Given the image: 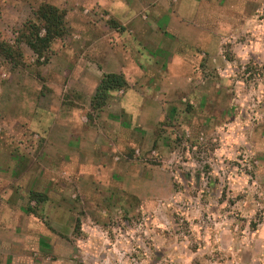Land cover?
Wrapping results in <instances>:
<instances>
[{
	"label": "rangeland",
	"instance_id": "374dc122",
	"mask_svg": "<svg viewBox=\"0 0 264 264\" xmlns=\"http://www.w3.org/2000/svg\"><path fill=\"white\" fill-rule=\"evenodd\" d=\"M43 2L65 34L42 56L22 44L19 65L0 55V235L24 240L11 264H264V0H0V39ZM204 29L220 35L205 54L187 41ZM162 38L200 58L164 64ZM245 44L262 63L234 56ZM135 49L153 60L121 66ZM122 68L140 115L116 90L93 99Z\"/></svg>",
	"mask_w": 264,
	"mask_h": 264
},
{
	"label": "crops",
	"instance_id": "0c3cea01",
	"mask_svg": "<svg viewBox=\"0 0 264 264\" xmlns=\"http://www.w3.org/2000/svg\"><path fill=\"white\" fill-rule=\"evenodd\" d=\"M246 10H248V9H246ZM246 10H243L242 11L243 12V16H244L243 19L244 20H249V16H248V13L246 12ZM187 15L192 16V17L195 16V15H191V14H187ZM167 16H168V24H170L169 22L172 21V20H177V19L178 20L179 19H183L184 20L185 19L184 16H186V13H184L183 17H178V18L171 17L170 15H167ZM229 17H232V16L231 15L229 16L227 14L224 15V17L222 16L223 19L224 18L229 19ZM199 19H201V18L199 17ZM189 25H191V24H189ZM144 26L146 28H148L147 25H144ZM196 29L197 28H194V31H196ZM236 29H238V28H236ZM191 30H193L192 29V26L190 28V31ZM150 31L153 32V33L157 32L154 29H152V30L150 29ZM163 32L166 33V34L168 33V31H166V30L164 31V29H163ZM199 32H201V33L199 35H197V36H194L195 37L194 39H188L187 40V38H186V40L189 41L190 43L192 42L191 44L198 43L195 46L203 54H205L207 52H211L212 51L211 50V47H212L213 40L214 39H217L216 36L219 37L220 35H218L217 33L216 34H214V33H207L205 29L203 31L201 30ZM176 33H180V30L177 29L176 30ZM162 41H163V38L160 39V42L161 43H162ZM161 43L158 44V45H156L155 47H153V52L154 53H157V50H160L161 52L169 53L171 55V57H172V60L164 61V64L167 65V63H169L171 65L172 62H176L177 61V67H178V69L181 68L179 66L180 63H185L186 66L192 68L191 64L194 61L197 60L196 58H197V56L200 53L199 50L191 49V50H194L195 51L196 55L197 54L198 55L195 56L193 54H189V55H187V56L184 57L183 54H182L180 56H176L177 54H176V52H174V49L173 50L170 49V47H168L167 45L166 46L168 48L165 47V46L163 47V43L162 44ZM256 50H259V46L258 45L245 44V45H242L241 49H238V48L233 49V52H234V56L236 58H240L241 60H244V59L247 60V59H250V58L253 59V57H254V59L256 61H259L260 63H262L261 62L262 56H260L259 54H256L255 53ZM262 50L264 52V48L263 47H262ZM123 54L124 55L125 54L127 55V53H124V52H123ZM134 54L135 55L133 57L132 56L129 57V53H128V56H126L125 58L122 59V62L123 63H121V66H123V67H125L127 69L128 68H130V69H132V68L139 69V68L142 67L141 64L143 63V59H145L147 61H151L154 58L151 55H150V57L152 59L146 57L145 54L143 53V51L142 50H138V49H135ZM127 57H129V58H127ZM198 57L200 58V55ZM263 58H264V53H263ZM178 60L180 61V63L178 62ZM90 64L93 65L94 63L93 62H90ZM263 64H264V62H263ZM166 65H164V67H166ZM172 66H169L168 69H170V67H172ZM124 69L122 68L121 72L125 75V78H126L128 84L131 85L129 83V82H131V79L128 78L127 71L124 70ZM177 73L179 74V72H177ZM192 73H193V71L189 73V76H187L189 80H191L193 78V76L192 77L190 76V75H192ZM223 73H224L223 74L224 76H227L226 74L228 72H227L226 69H224L223 70ZM183 74L186 75L187 73L186 74L183 73ZM114 96H116V99L115 100L117 101V106H118V109L119 110H123L124 109L128 113L134 112V113H136V115H140V113L143 111V108H142V98H143L142 97V94L136 88H134L132 85L131 86H128V88L126 90H117L116 91V95H114ZM62 131H64V130H62ZM63 134H64V136L62 135V138L64 139L65 132ZM11 210H12L11 205L10 204H5V208L2 209V213H4V215L1 217V220H0V228L2 230H4V231L8 232V233H11L12 232V229L14 227L13 226V224H14L13 221L14 220L11 219V216H12ZM261 237H262V235H261ZM13 242H15V244L16 243H19L21 245L24 242V240L22 238H19L18 236H17V239H16V237L14 235L12 236V238L10 237V238L4 239L0 235V249H1V251H0V264H11L12 263V259L16 255L13 250H10L11 244Z\"/></svg>",
	"mask_w": 264,
	"mask_h": 264
},
{
	"label": "trees",
	"instance_id": "16d2710c",
	"mask_svg": "<svg viewBox=\"0 0 264 264\" xmlns=\"http://www.w3.org/2000/svg\"><path fill=\"white\" fill-rule=\"evenodd\" d=\"M65 15V11L54 4L41 3L32 11V17L25 20L14 31L12 42L0 39V55L15 65L22 64L20 63V58H22L23 54L22 44L29 47L38 56L46 54L50 51L52 42L65 34ZM127 88L128 82L124 75L106 73L97 85L93 99L95 102H105L111 90L117 91ZM44 199H46V195L40 193L32 194V200L35 202H41Z\"/></svg>",
	"mask_w": 264,
	"mask_h": 264
}]
</instances>
